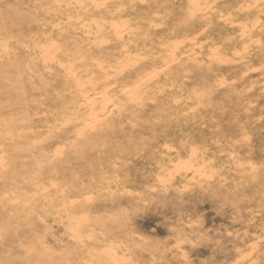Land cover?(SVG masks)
<instances>
[{
	"label": "rangeland",
	"instance_id": "rangeland-1",
	"mask_svg": "<svg viewBox=\"0 0 264 264\" xmlns=\"http://www.w3.org/2000/svg\"><path fill=\"white\" fill-rule=\"evenodd\" d=\"M0 264H264V0H0Z\"/></svg>",
	"mask_w": 264,
	"mask_h": 264
},
{
	"label": "bare ground",
	"instance_id": "bare-ground-1",
	"mask_svg": "<svg viewBox=\"0 0 264 264\" xmlns=\"http://www.w3.org/2000/svg\"><path fill=\"white\" fill-rule=\"evenodd\" d=\"M190 15H191V14H190ZM191 16H192V15H191ZM112 28H113V27H112ZM119 34H120V33H119ZM159 36H160V35H159ZM163 36H164V35H163ZM165 46H166V45H165ZM181 56H182V55H181ZM174 58H176V57H174ZM174 58H173V59H174ZM168 65H169V64H168ZM166 66H167V65H166ZM124 67H125V65H124ZM119 70H121V69H119ZM116 72H117V71H116ZM151 72H152V71H151ZM154 72H155V71H154ZM111 75H112V74H111ZM147 75H148V74H147ZM152 75H153V73H152ZM107 77H109V76H107ZM105 78H106V77H105ZM103 79H104V78H103ZM106 79H107V78H106ZM141 79H143V77H141ZM135 85H136V84H135ZM87 100H88V99H87ZM95 100H96V99H95ZM85 101H86V100H85ZM104 101L106 102L107 100H104ZM108 102H109V100H108ZM106 104H107V103H106ZM103 105H105V103H104ZM92 106H94V105H92ZM100 107H101V106H100ZM105 108H106V107H105ZM106 109H108V108H106ZM102 110H103V108H102ZM104 110H105V109H104ZM92 111H93V110H90L91 113H92ZM109 111H110V110H109ZM105 113H106V112H105ZM89 115H90V117H91V114H88V117H89ZM104 115H106V114H104ZM90 117H89V118H90ZM101 117L103 118L104 116L101 115ZM89 118H88V119H89ZM92 118H93V117H92ZM102 118H101V119H102ZM90 119H91V118H90ZM95 119H96V117H95ZM95 119L93 118L91 122H94ZM97 119H98V118H97ZM97 119H96V121H97ZM64 122H65V121H64ZM86 123H87V122H86ZM87 125H89V124H87Z\"/></svg>",
	"mask_w": 264,
	"mask_h": 264
}]
</instances>
